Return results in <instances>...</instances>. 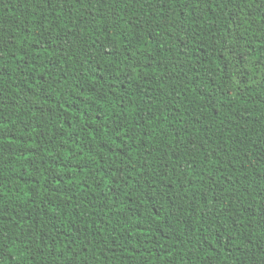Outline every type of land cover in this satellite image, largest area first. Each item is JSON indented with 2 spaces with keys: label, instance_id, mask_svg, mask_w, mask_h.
<instances>
[{
  "label": "trees",
  "instance_id": "1",
  "mask_svg": "<svg viewBox=\"0 0 264 264\" xmlns=\"http://www.w3.org/2000/svg\"><path fill=\"white\" fill-rule=\"evenodd\" d=\"M0 264H264V0H0Z\"/></svg>",
  "mask_w": 264,
  "mask_h": 264
}]
</instances>
